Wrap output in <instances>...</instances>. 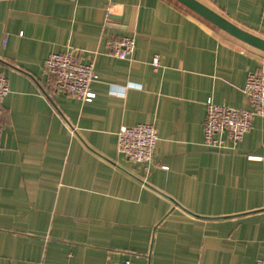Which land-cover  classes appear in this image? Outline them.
I'll return each instance as SVG.
<instances>
[{
  "label": "crops",
  "instance_id": "0c3cea01",
  "mask_svg": "<svg viewBox=\"0 0 264 264\" xmlns=\"http://www.w3.org/2000/svg\"><path fill=\"white\" fill-rule=\"evenodd\" d=\"M205 4L264 38V0ZM129 34L130 56L108 50ZM67 47L93 63L90 101L44 70ZM0 71V264H257L264 117L220 151L203 122L208 100L250 108L264 51L177 0H0ZM137 123L156 127L148 171L117 151Z\"/></svg>",
  "mask_w": 264,
  "mask_h": 264
},
{
  "label": "built area",
  "instance_id": "2783aa9c",
  "mask_svg": "<svg viewBox=\"0 0 264 264\" xmlns=\"http://www.w3.org/2000/svg\"><path fill=\"white\" fill-rule=\"evenodd\" d=\"M108 50L120 58L132 54L135 46L132 35L111 37L107 40ZM154 66L158 58L152 59ZM47 74L51 75L57 91L75 95L83 101H90L94 92L90 83L96 77L92 62H82L77 50L67 47L63 51L50 53L43 61ZM250 108H236L228 104L206 102V114L203 122V144L215 150H223L228 144L236 145L242 141L255 116L264 117V73L248 72L243 88ZM9 83L0 71V134L3 115L2 101L8 95ZM156 127L150 123L122 125L117 131V151L133 164L148 171L157 142ZM252 157V156H251ZM165 168V166H162ZM257 264H264V254ZM114 264H134L129 258Z\"/></svg>",
  "mask_w": 264,
  "mask_h": 264
},
{
  "label": "water",
  "instance_id": "95a60500",
  "mask_svg": "<svg viewBox=\"0 0 264 264\" xmlns=\"http://www.w3.org/2000/svg\"><path fill=\"white\" fill-rule=\"evenodd\" d=\"M191 11L197 13L201 17L208 20L218 28L224 30L232 37L254 47L261 51H264V38L254 34L248 30L241 28L235 23L231 22L214 9L201 2L200 0H177Z\"/></svg>",
  "mask_w": 264,
  "mask_h": 264
},
{
  "label": "rangeland",
  "instance_id": "374dc122",
  "mask_svg": "<svg viewBox=\"0 0 264 264\" xmlns=\"http://www.w3.org/2000/svg\"><path fill=\"white\" fill-rule=\"evenodd\" d=\"M201 1H202V0H201ZM203 1H204V3H206V2L208 3V0H203ZM203 1H202V2H203Z\"/></svg>",
  "mask_w": 264,
  "mask_h": 264
}]
</instances>
